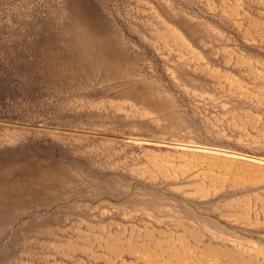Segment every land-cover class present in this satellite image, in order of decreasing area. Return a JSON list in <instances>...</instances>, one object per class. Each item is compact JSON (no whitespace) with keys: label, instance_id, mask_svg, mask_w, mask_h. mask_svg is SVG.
<instances>
[{"label":"rangeland","instance_id":"obj_1","mask_svg":"<svg viewBox=\"0 0 264 264\" xmlns=\"http://www.w3.org/2000/svg\"><path fill=\"white\" fill-rule=\"evenodd\" d=\"M0 264H264V0H0Z\"/></svg>","mask_w":264,"mask_h":264},{"label":"bare ground","instance_id":"obj_2","mask_svg":"<svg viewBox=\"0 0 264 264\" xmlns=\"http://www.w3.org/2000/svg\"><path fill=\"white\" fill-rule=\"evenodd\" d=\"M135 84H136V83H135ZM135 84H134V85H135ZM146 101H148V99H147ZM135 105H136V104H135ZM141 105H142V104H141ZM145 109H146V108H145ZM99 129H100V128H99ZM94 151H95V150H94ZM96 151H98V150H96ZM104 151H105V150H104ZM104 151H103V152H104ZM80 152H81V151H80ZM88 152H89V151H88ZM86 154H87V152H86ZM88 155H89V154H88ZM110 155H111V154H110ZM116 157H117V156H116ZM113 160H114V159H113ZM109 172H110V171H109ZM109 178H110V177H109ZM115 181H116V180H115ZM105 188H106V187H105ZM107 189H108V188H107ZM102 193H103V192H102ZM106 193H107V192H106ZM82 196H83V195H82ZM84 196H86V195H84ZM108 196H109V195H108ZM109 197H110V196H109ZM88 198H89V197H88ZM91 199H93V198H91ZM87 200H88V199H87Z\"/></svg>","mask_w":264,"mask_h":264}]
</instances>
